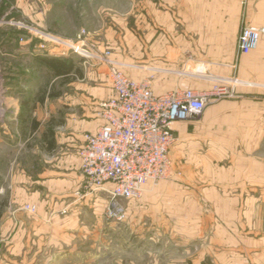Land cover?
<instances>
[{
  "label": "crops",
  "instance_id": "0c3cea01",
  "mask_svg": "<svg viewBox=\"0 0 264 264\" xmlns=\"http://www.w3.org/2000/svg\"><path fill=\"white\" fill-rule=\"evenodd\" d=\"M132 6L129 50L110 42L131 79H148L155 94L209 90L216 78L252 83L237 84L234 98L217 100L199 118L174 123L171 174L157 186L161 195L209 205L136 206L153 197L145 190L138 200H123L125 221L86 223L91 209L101 215L110 197V183L86 192L78 156L84 134L105 122L98 111L113 93L107 68L23 42L4 53L29 61L33 72H49L53 87L21 96L37 86L27 67L17 82L12 73L5 80L0 132L16 142L2 144L0 264H107L109 251L116 264H264V36L247 54L236 49L242 26L264 25V0H137ZM41 56L70 60L72 68L56 73ZM31 138L35 144H27ZM123 230L133 237L100 238L99 254H91L96 241L86 240V231ZM118 246L129 257H119Z\"/></svg>",
  "mask_w": 264,
  "mask_h": 264
},
{
  "label": "built area",
  "instance_id": "2783aa9c",
  "mask_svg": "<svg viewBox=\"0 0 264 264\" xmlns=\"http://www.w3.org/2000/svg\"><path fill=\"white\" fill-rule=\"evenodd\" d=\"M15 26L25 30L18 39L20 43L36 41L35 48L48 54H79L93 57L106 66L113 93L100 103L98 116L105 122L94 133L84 134L78 156L86 192L92 193L111 184L104 215L117 222L126 218L120 200H138L147 183L170 176V148L177 137L174 123L199 116L211 100L234 97L237 84L252 85L235 77L216 78L209 90L177 87L155 94L148 79L128 77L123 64L112 59L108 49L92 53L82 40H63L21 23ZM262 36L264 25L242 26L237 36V53L247 54L255 49ZM23 209L35 211V207L29 205Z\"/></svg>",
  "mask_w": 264,
  "mask_h": 264
},
{
  "label": "rangeland",
  "instance_id": "374dc122",
  "mask_svg": "<svg viewBox=\"0 0 264 264\" xmlns=\"http://www.w3.org/2000/svg\"><path fill=\"white\" fill-rule=\"evenodd\" d=\"M134 2L136 4L137 0H0V37H2L1 35L4 32H8L10 28L19 30L22 32L19 34V36H22L25 33L24 28H17L15 26L17 23H21L25 26L35 27L46 34L58 36L63 40H70L73 42H79L82 40L92 53L96 52L97 49H108L110 51L111 58L116 60L111 55L113 50L112 47H110V42L112 40L116 41L120 45H125V49L129 47L130 29L132 25V9L134 7L132 5ZM12 22L15 24H11ZM20 44L21 43L18 41L15 48H18ZM5 47L6 46H0V113H2L3 100L6 94L5 88H7L5 87V80L9 76V73H12L10 78L17 82V80H19V78L23 75L20 74V71H23V69H26L27 67L31 72L29 75L32 77L31 79L34 78L37 82V86L33 87V89H27L28 91H23L24 89H22L23 93L21 92V96H23V94L27 95L30 90H32L31 93H36L38 95L41 94V92L47 93L50 92V89L53 87V84L52 87L50 86L51 75L49 72H33L31 70L33 66L28 64L29 61L25 62L13 54H5L3 50ZM117 49H119V52L123 51L121 46ZM128 50L126 53H128ZM44 53L46 54L48 52ZM74 55L78 63L84 60L89 63L93 62L94 60L100 63V61L93 57H83L79 54ZM118 58L122 57L120 56ZM17 86L18 85H16L13 90L15 92L14 96H19L17 93L21 91ZM235 89L236 88H234V90ZM234 97L221 98L219 100L232 99ZM214 103H216V101L211 100L208 102L202 112ZM202 112H200L199 116L202 114ZM199 116L191 118V120H195L199 118ZM0 120L1 122L3 121L2 117H0ZM4 142L13 144L16 142L15 137L9 136V139H6L0 132V174L3 173L4 170L2 159L4 152V147H2V144ZM29 143L35 144L34 138L29 139L27 144ZM14 152L15 151H13V149L10 150V157H12ZM159 182L148 183L147 188H145L144 191L149 190L150 192H154L152 193L153 197L149 199V201L147 200L144 203H141L143 199L142 197L139 199V201H136L135 205L142 207L151 206L158 210H162V208H177L182 206L195 207L200 205L202 202L203 205H209L208 201L201 199L183 200L172 197V195H161L162 189L157 186ZM120 203L124 206V203L126 202L120 200ZM141 217L143 221V218L145 219L147 215L144 214ZM159 217H162V215L155 214V218ZM149 218L151 222L152 219H155L152 215ZM87 222L95 224L117 221L107 219L104 215V212H102L101 215L96 216V214H93L91 209V213L86 217V223ZM132 237V233L125 230L118 232L109 231L108 233L101 231L89 233L86 231V240L90 239L96 241L95 246L91 247V254L94 255L99 254L97 250L99 248V243L97 241L100 240V238L130 239ZM87 247L88 246H86V249ZM116 249L119 250L117 253L119 257H129L130 254L128 253L125 246H118ZM112 254V252H108L107 264H116L114 263ZM96 264H98V262H96Z\"/></svg>",
  "mask_w": 264,
  "mask_h": 264
},
{
  "label": "trees",
  "instance_id": "16d2710c",
  "mask_svg": "<svg viewBox=\"0 0 264 264\" xmlns=\"http://www.w3.org/2000/svg\"><path fill=\"white\" fill-rule=\"evenodd\" d=\"M20 33L22 32L10 28L8 32H4L1 35L2 37H0V46H6V49L3 48L4 52L8 53L9 49H13L15 46H17L18 39L21 36H19ZM35 42L36 41L30 42V46L35 48ZM39 60L44 66L52 69L56 73H66L72 68L71 61L66 59L41 56Z\"/></svg>",
  "mask_w": 264,
  "mask_h": 264
}]
</instances>
